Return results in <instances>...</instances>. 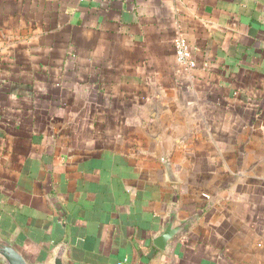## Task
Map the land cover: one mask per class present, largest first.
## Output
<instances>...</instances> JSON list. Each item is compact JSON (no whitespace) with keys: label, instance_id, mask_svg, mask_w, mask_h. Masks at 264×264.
Instances as JSON below:
<instances>
[{"label":"crops","instance_id":"crops-1","mask_svg":"<svg viewBox=\"0 0 264 264\" xmlns=\"http://www.w3.org/2000/svg\"><path fill=\"white\" fill-rule=\"evenodd\" d=\"M185 117L221 119L232 150L260 128L264 0H0V232L37 261L70 234L73 264H245L230 209L191 195L196 158L164 154ZM173 210L194 223L165 253Z\"/></svg>","mask_w":264,"mask_h":264},{"label":"rangeland","instance_id":"rangeland-1","mask_svg":"<svg viewBox=\"0 0 264 264\" xmlns=\"http://www.w3.org/2000/svg\"><path fill=\"white\" fill-rule=\"evenodd\" d=\"M199 106H196L197 111L204 109V105ZM176 120L179 126L182 123L177 133L169 120L163 126L160 125L167 137L164 154H171L174 160L182 163L185 174L188 173L187 165H192L193 169L198 161L191 175V195L195 199L201 196V199L206 200L207 205L203 209H218L210 213L211 220L222 216V213L219 214L221 209H230V221L239 223L246 238L245 264H264V117L260 119L261 124L257 123L260 128L248 127L250 124L246 122L244 146L233 150L222 145L221 119H217L218 123L215 121L212 127L211 121L205 118L185 117ZM187 122L191 123L189 127ZM196 123L198 132L194 131ZM179 137L191 139L198 149L188 145L176 146L174 142ZM211 159L214 161L213 166Z\"/></svg>","mask_w":264,"mask_h":264},{"label":"water","instance_id":"water-1","mask_svg":"<svg viewBox=\"0 0 264 264\" xmlns=\"http://www.w3.org/2000/svg\"><path fill=\"white\" fill-rule=\"evenodd\" d=\"M169 180L175 181L171 173H169ZM193 223V218L185 222H178L177 212L173 210L164 229L154 237V245L167 253L172 243L182 235L187 234ZM71 243V236L67 234L62 243L54 248L50 259L41 262L24 251L14 240L0 232V264H73L70 259Z\"/></svg>","mask_w":264,"mask_h":264},{"label":"built area","instance_id":"built-area-1","mask_svg":"<svg viewBox=\"0 0 264 264\" xmlns=\"http://www.w3.org/2000/svg\"><path fill=\"white\" fill-rule=\"evenodd\" d=\"M174 46L178 63L187 68L194 69L196 63L192 58V53L187 41L183 38L176 39ZM118 264H128V261L124 260Z\"/></svg>","mask_w":264,"mask_h":264}]
</instances>
